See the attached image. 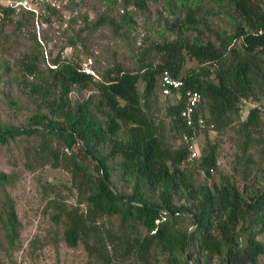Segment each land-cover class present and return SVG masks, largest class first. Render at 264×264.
Masks as SVG:
<instances>
[{
	"label": "trees",
	"instance_id": "trees-1",
	"mask_svg": "<svg viewBox=\"0 0 264 264\" xmlns=\"http://www.w3.org/2000/svg\"><path fill=\"white\" fill-rule=\"evenodd\" d=\"M175 1L187 12L183 20L174 16L168 24L176 38L154 44L158 61L141 63L135 73L116 65L95 79L79 63L60 58L43 70L37 51L14 62L17 88L36 109L21 129L0 127V144L18 138L32 142L27 156L36 168L61 170L70 177L68 184L41 185L53 226L43 238L31 240L32 258L60 244L70 249L81 244L102 264H255L264 253L257 240L264 229V184L245 182L255 164L249 149L258 144L252 133L263 125L262 109L250 108L240 124L244 140L231 175L218 170V146L197 126L203 119L221 133L241 119L245 101L264 98V1L213 0L230 14L225 12L233 32L216 44L186 36L204 26L193 14L202 0ZM15 17L4 10L0 29ZM105 23L113 24L100 20L91 28ZM188 60L198 67L187 68ZM164 71L183 87L167 97L173 103L161 117ZM73 87H95L97 100L90 96L72 102ZM189 90L201 96L193 127L180 117ZM194 133L205 141L200 156L190 159L183 136ZM168 134L180 139L178 147ZM261 155L264 163V147ZM238 166L245 168L243 188L235 178ZM200 173L204 180L197 185ZM259 173L264 181V168ZM7 178L0 174L1 182ZM120 182L127 191L119 189ZM187 219L191 230L184 226ZM0 224L8 243H16L19 225L12 200L0 211Z\"/></svg>",
	"mask_w": 264,
	"mask_h": 264
},
{
	"label": "rangeland",
	"instance_id": "rangeland-1",
	"mask_svg": "<svg viewBox=\"0 0 264 264\" xmlns=\"http://www.w3.org/2000/svg\"><path fill=\"white\" fill-rule=\"evenodd\" d=\"M140 1L142 3L139 6L136 0H42L33 4L35 12L32 16L23 17L19 13L14 20L6 23L0 29V127L21 129L36 109L35 103L19 92L15 82L14 62L25 53L41 52L43 57L40 67L43 70L52 67V61L56 58L73 60L95 79L102 78L109 68L116 65H120L126 72L135 73L141 63L158 61L152 47L164 39L176 38V33L169 31L168 24H172L177 16L183 20L187 12L175 0ZM263 1L258 0L260 3ZM49 6L57 11L56 14L45 9ZM193 9L196 19L204 26H196L195 32L186 36H198L204 42L216 44L218 39L233 33L230 27L232 20H228L225 14L228 11L224 6H219L213 0H202L201 6ZM100 20H109L113 24H100L92 29L91 26ZM121 24L124 26L118 29L117 26ZM6 67L13 68V71L6 72ZM186 67L197 68L198 65L188 60ZM70 96L72 102L90 96H95L97 100V91L95 87L87 90L73 87ZM169 103L173 102L159 95L158 109L161 117H164ZM254 107L262 109L260 120L263 125L252 133L258 144L249 149L255 164L245 182L253 185L258 179L260 181L255 187H260L264 184L259 173L264 168L261 155L264 147V98L259 103L245 101L241 119H235L221 133H210L209 138L218 146V170L224 175H231L234 155L244 140L240 124L249 109ZM168 135V139L178 147L180 139L174 140ZM22 140L18 138L10 140L6 145L0 144V174L8 176L5 182L0 181V211L7 200H12L19 225L18 240L11 245L0 224V264H102L96 255L90 257L81 244L76 249L67 248L64 244H60L57 249L48 247L39 257L32 258L29 249L31 240L43 238L53 226L41 185L68 184L70 177L61 170L36 168L27 156V149L31 148L32 142ZM204 141V136H199L200 147ZM238 168L239 173L235 178L238 186L243 188L245 182L242 174L245 168ZM203 180V174L195 176L197 185ZM119 189L128 190L127 187L123 188L121 182ZM67 194L62 189V195ZM69 200L74 202L75 198L70 197ZM186 225L189 230L192 229L189 219ZM257 240L264 247V229ZM255 264H264V253Z\"/></svg>",
	"mask_w": 264,
	"mask_h": 264
},
{
	"label": "built area",
	"instance_id": "built-area-1",
	"mask_svg": "<svg viewBox=\"0 0 264 264\" xmlns=\"http://www.w3.org/2000/svg\"><path fill=\"white\" fill-rule=\"evenodd\" d=\"M42 0H0V20L4 17V10H12L16 16L23 12H35L33 4L40 3ZM160 80L163 86L161 95L165 98L170 97L173 93L183 87V82L178 79H174L171 75L164 71L160 75ZM185 106L180 112V117L186 123L187 126L193 127V114L195 108L201 100V96L196 91L186 92ZM197 126L202 130H207L209 133H214L213 125L207 126L203 119H198ZM183 139L188 143V150L190 151V159H195L200 156L201 147L198 144L199 136L195 133L192 136H183Z\"/></svg>",
	"mask_w": 264,
	"mask_h": 264
},
{
	"label": "water",
	"instance_id": "water-1",
	"mask_svg": "<svg viewBox=\"0 0 264 264\" xmlns=\"http://www.w3.org/2000/svg\"><path fill=\"white\" fill-rule=\"evenodd\" d=\"M101 174L103 175V170L101 169ZM104 180L106 181L107 185L109 186V188H112L111 184L106 180V178L104 177Z\"/></svg>",
	"mask_w": 264,
	"mask_h": 264
}]
</instances>
